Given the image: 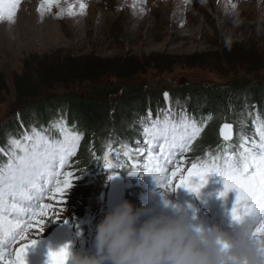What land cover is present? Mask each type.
Instances as JSON below:
<instances>
[{"label": "rangeland", "instance_id": "obj_1", "mask_svg": "<svg viewBox=\"0 0 264 264\" xmlns=\"http://www.w3.org/2000/svg\"><path fill=\"white\" fill-rule=\"evenodd\" d=\"M81 2L87 5L83 13L79 9ZM41 3L42 0H19L13 20L0 19V72L9 88L0 94V126L18 119L22 106L26 105L17 99L14 78L23 73L27 59L34 56L63 54L111 64L118 63L117 59H122L123 63L134 62L138 74L133 80L106 76L107 81L119 83L123 88L134 85L129 93L132 96L122 106L118 105L122 90L111 95L115 100L113 110L123 112L118 122L127 120L129 125L136 120V103L141 99L149 101L153 99L152 95H161L164 107L184 108L186 102L174 95L179 90H186L190 98L196 85L220 87L235 83V87L243 89L264 84V69H255L258 55L264 54V0H188L187 3L185 0H51L50 10L46 7L43 13L39 10ZM70 6L73 15L68 14ZM241 54L247 55L250 63L243 61ZM92 86L94 84L85 81L70 88L56 87L48 92L47 98L69 92L85 96ZM123 109H126L125 115ZM173 115L166 111L168 121ZM245 117L239 118L238 124L233 120H222L218 131L222 124L230 123L236 134L233 138H240L243 121L248 118ZM172 121L177 122V118ZM116 133L120 134L118 125L108 130L113 139ZM146 140L142 137L137 142L135 158L122 153L120 162L126 166L105 174L98 196L92 189L79 184L74 176L72 187L65 194V210L60 213V218L46 220L38 237L35 230H31V238L37 239L35 245L39 255L48 260V253L42 247L46 239L59 227L78 228L95 215V207L109 211L122 200H129L137 206L154 204L158 210L171 213L169 203L183 186L162 188L151 175L127 174L128 165L139 164V171L146 162L149 149ZM106 143L111 147L114 141L107 140ZM153 150L158 153L159 148L153 146ZM177 159L182 162L185 172L194 162L189 154H178ZM116 177L119 182H113ZM217 190L221 192L223 187H217ZM217 196L220 197L217 201L224 198ZM42 203L56 205V210L60 207L55 200L47 198ZM191 207V202L173 206L178 213L185 212L195 221L188 212ZM80 234L81 231L77 232L76 237ZM95 234L88 232L86 244L77 240L74 251L95 254ZM17 246L19 243L14 247ZM28 256L32 258L33 254Z\"/></svg>", "mask_w": 264, "mask_h": 264}, {"label": "snow or ice", "instance_id": "obj_2", "mask_svg": "<svg viewBox=\"0 0 264 264\" xmlns=\"http://www.w3.org/2000/svg\"><path fill=\"white\" fill-rule=\"evenodd\" d=\"M18 4L19 0H0V19L13 20ZM46 7L50 10L51 0H42L41 13ZM86 8L87 5L81 2L80 12L83 13ZM67 11L69 15L74 14L71 6ZM201 131L195 122L183 121L176 125L167 119L163 122L153 121L151 127L144 129L149 145L147 160L139 171V164L128 165L130 170L127 174L151 175L162 188L183 186L195 193L207 183L209 176H219L223 181V191L219 195L224 197L231 191L236 193L230 213L232 221L255 217L257 224L253 235L264 238V123L258 125V144L253 142L251 148L242 144L243 151L236 155L198 159L185 172L177 155L188 151ZM61 132L64 139L56 143H50L35 129L32 135H24L26 143L15 138L9 140L13 150L8 162L0 166V264H26L27 250L37 243V239L30 236L31 230H35L38 237L45 221L49 218L59 219L60 213L65 210L64 197L72 187L74 173L63 169L69 158L75 155L81 134L64 127H61ZM220 134L226 141L229 140L231 125L224 124ZM153 146L159 148L158 153L154 152ZM17 149L20 154H17ZM125 166L118 159L113 163L109 153H104L105 169ZM45 198L55 200L60 205L59 210H56V205L42 203ZM18 243L19 246L14 247ZM68 249L69 246L65 245L56 251H49L48 264H67Z\"/></svg>", "mask_w": 264, "mask_h": 264}, {"label": "trees", "instance_id": "obj_3", "mask_svg": "<svg viewBox=\"0 0 264 264\" xmlns=\"http://www.w3.org/2000/svg\"><path fill=\"white\" fill-rule=\"evenodd\" d=\"M260 53L258 66L255 69H264V54ZM240 58L250 63L247 55L241 54ZM117 61L118 63L111 64L108 61L98 62L90 57L78 58L63 54H47L27 59L23 73L14 78L17 99L26 105L22 106L18 119H11L0 126V166L5 165L4 159L11 153L10 138L18 139L17 137H23L25 134L29 135L33 133V129L42 134V128H46L48 134L52 132L49 135L51 138L64 136L61 127L77 130L83 134V149L75 159L76 167L80 168L77 179L79 184L92 189L94 195L98 196L99 186L103 185L105 180L106 169L103 167V156L108 150L107 140L114 141L113 144L117 145L112 151L114 160L121 159L122 153L126 152L130 158H135L137 142L143 136L142 123L149 122L148 119H152L164 105L161 95H152L153 99L149 101L141 99L134 107L136 120H132L130 125L126 123L127 120L118 122L123 112L120 109L118 112L113 110L112 104L115 100L111 98V95L122 90L120 101H118V105L122 106L132 96L129 93L132 92L134 85L123 88L119 83L107 81L106 76L111 75L120 80H133L138 70L132 61L124 63L122 59ZM85 81L94 84L92 90L85 96L69 92L56 98L52 96L47 98L48 92L56 87L70 88L77 82ZM234 85L235 83L220 87L196 85L195 89L190 87L193 92L190 98L185 93L186 90H179L178 95L174 93L186 102L184 107L193 116L201 119L204 127L203 134L196 141L193 152L203 159L207 158V150L219 152L224 148H233L240 144V138L229 142L230 145L223 141L218 131V124L222 120L229 119L238 124L239 118L242 120V116L248 117H245L246 120L243 121L244 129L241 131V137L252 140L254 138L251 137L254 132L252 123L257 117L264 118V84L247 86L243 89ZM8 89L7 81L0 72V94ZM41 94L45 95L37 99ZM123 110L125 115L126 109ZM115 124L118 125L120 134H114L116 137L113 139L111 135H108V130H113ZM86 170L93 173L94 179L87 181L89 177L85 174ZM99 209L95 207L94 212H98Z\"/></svg>", "mask_w": 264, "mask_h": 264}, {"label": "clouds", "instance_id": "obj_4", "mask_svg": "<svg viewBox=\"0 0 264 264\" xmlns=\"http://www.w3.org/2000/svg\"><path fill=\"white\" fill-rule=\"evenodd\" d=\"M196 226L185 212L115 204L96 225L95 254L68 249L67 264H264V238L253 235L255 217Z\"/></svg>", "mask_w": 264, "mask_h": 264}, {"label": "bare ground", "instance_id": "obj_5", "mask_svg": "<svg viewBox=\"0 0 264 264\" xmlns=\"http://www.w3.org/2000/svg\"><path fill=\"white\" fill-rule=\"evenodd\" d=\"M189 202H190V200H188V199L180 201V203H181L183 206L188 205ZM193 218L196 219V220H195L196 222H195L194 220H192V219H190V220H191L196 226L209 227L207 223H203V221L201 220L200 217H198V216H193ZM233 225H234V227H235V224H233Z\"/></svg>", "mask_w": 264, "mask_h": 264}, {"label": "water", "instance_id": "obj_6", "mask_svg": "<svg viewBox=\"0 0 264 264\" xmlns=\"http://www.w3.org/2000/svg\"><path fill=\"white\" fill-rule=\"evenodd\" d=\"M224 124H229V125H231V138H232V137L234 136L233 125L230 124V123H224ZM224 124H222L221 127L219 128V134H220V130H221V128L223 127ZM226 131H227V130H226ZM220 136H221V134H220ZM221 137L223 138V136H221Z\"/></svg>", "mask_w": 264, "mask_h": 264}]
</instances>
